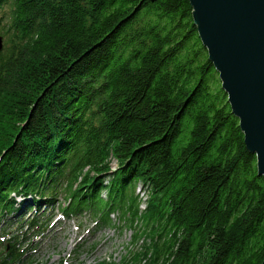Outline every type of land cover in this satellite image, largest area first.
I'll return each mask as SVG.
<instances>
[{
	"label": "trees",
	"instance_id": "1",
	"mask_svg": "<svg viewBox=\"0 0 264 264\" xmlns=\"http://www.w3.org/2000/svg\"><path fill=\"white\" fill-rule=\"evenodd\" d=\"M8 5L0 264L25 262L13 226L43 233L60 196L64 216L96 228L141 223L150 247L132 261L262 264L264 177L190 0H0V27Z\"/></svg>",
	"mask_w": 264,
	"mask_h": 264
},
{
	"label": "water",
	"instance_id": "2",
	"mask_svg": "<svg viewBox=\"0 0 264 264\" xmlns=\"http://www.w3.org/2000/svg\"><path fill=\"white\" fill-rule=\"evenodd\" d=\"M190 2L199 37L264 177V0Z\"/></svg>",
	"mask_w": 264,
	"mask_h": 264
},
{
	"label": "rangeland",
	"instance_id": "3",
	"mask_svg": "<svg viewBox=\"0 0 264 264\" xmlns=\"http://www.w3.org/2000/svg\"><path fill=\"white\" fill-rule=\"evenodd\" d=\"M3 20L0 27V38L4 53L6 48L16 41L15 31L12 28V7L6 6L3 9ZM116 161L112 162V167L116 168ZM142 186V190H140ZM136 194L142 200L141 209L144 208L146 198L148 197L146 188L142 183L137 184ZM57 205L47 212L50 224L46 230L37 235L30 232L26 225L23 228L15 224L12 233L18 235L21 250H26V259L21 264H144L140 260L132 261L134 255L138 252H144V247H150L151 235L139 223L136 228L129 229L124 220H120L118 215L113 218V224L116 227L96 228L94 219L87 213L81 216L66 217L62 215L61 207L65 206L64 196H60ZM35 213L18 216L14 222L19 219H33ZM137 232L138 240L133 243L134 233ZM4 238V241L1 240ZM9 235H1L0 241L6 243ZM3 246L0 245V249Z\"/></svg>",
	"mask_w": 264,
	"mask_h": 264
}]
</instances>
